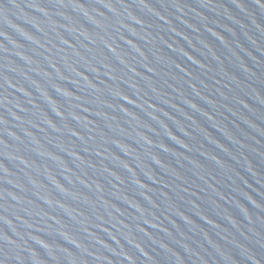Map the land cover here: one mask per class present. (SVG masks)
<instances>
[{"label":"water","instance_id":"water-1","mask_svg":"<svg viewBox=\"0 0 264 264\" xmlns=\"http://www.w3.org/2000/svg\"><path fill=\"white\" fill-rule=\"evenodd\" d=\"M0 264H264V0H0Z\"/></svg>","mask_w":264,"mask_h":264}]
</instances>
